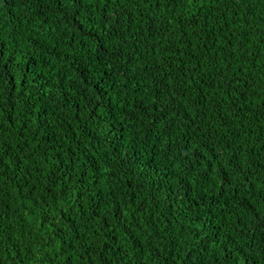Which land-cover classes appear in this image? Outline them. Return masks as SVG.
I'll return each mask as SVG.
<instances>
[{
	"label": "trees",
	"instance_id": "1",
	"mask_svg": "<svg viewBox=\"0 0 264 264\" xmlns=\"http://www.w3.org/2000/svg\"><path fill=\"white\" fill-rule=\"evenodd\" d=\"M0 264H264V0H0Z\"/></svg>",
	"mask_w": 264,
	"mask_h": 264
}]
</instances>
